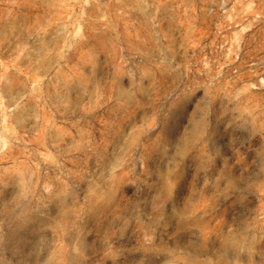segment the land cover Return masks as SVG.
<instances>
[{
	"label": "rangeland",
	"instance_id": "obj_1",
	"mask_svg": "<svg viewBox=\"0 0 264 264\" xmlns=\"http://www.w3.org/2000/svg\"><path fill=\"white\" fill-rule=\"evenodd\" d=\"M0 264H264V0H0Z\"/></svg>",
	"mask_w": 264,
	"mask_h": 264
}]
</instances>
